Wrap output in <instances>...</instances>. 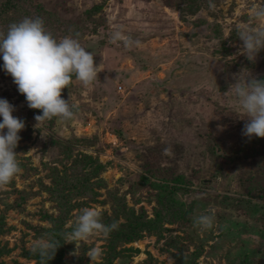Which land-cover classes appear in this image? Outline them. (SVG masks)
<instances>
[{
	"label": "rangeland",
	"instance_id": "obj_1",
	"mask_svg": "<svg viewBox=\"0 0 264 264\" xmlns=\"http://www.w3.org/2000/svg\"><path fill=\"white\" fill-rule=\"evenodd\" d=\"M254 5L264 0H0V32L39 16L103 69L63 90L74 119L38 128L42 111L0 55V99L25 122L22 172L0 188V264H40L30 249L49 232L64 264H91L97 246L100 264H264V138L242 135L247 119L228 92L237 77L264 79V50L249 61L236 35ZM117 27L140 46L111 44ZM84 208L119 227L75 255L59 234ZM210 213L213 229L194 226Z\"/></svg>",
	"mask_w": 264,
	"mask_h": 264
},
{
	"label": "clouds",
	"instance_id": "obj_2",
	"mask_svg": "<svg viewBox=\"0 0 264 264\" xmlns=\"http://www.w3.org/2000/svg\"><path fill=\"white\" fill-rule=\"evenodd\" d=\"M210 7H213L211 3ZM249 19L253 23L237 28L236 35L242 41V54L254 63L259 52L264 50V6H252ZM110 43L122 44L127 49L140 46L139 40H133L119 27L110 33ZM88 49L72 35L57 39L39 16L24 17L11 23L6 32H0L4 71L25 96L28 107L42 111L35 116L38 122L35 127L40 128L46 120L67 122L75 118L78 105L72 101L71 91L69 99L63 98V90H71L74 79L89 87L103 70L96 64L94 52ZM228 92L235 96L239 109L235 113L247 119L242 135L249 139L264 138V79L251 74L243 80L237 77ZM14 111V105L7 99H0V116L3 118L0 122V188L6 187L22 172L15 149L25 122L15 117ZM193 224L201 230H211L215 227V216L211 213L198 215L193 218ZM118 227L116 221L104 223L99 210L84 208L74 223L67 225L59 235L64 243H74L73 254L79 255L82 244L93 237L106 239ZM60 246L57 234L49 232L35 241L30 251L39 256L40 264H48ZM85 255L91 264H100L103 250L98 246L90 247Z\"/></svg>",
	"mask_w": 264,
	"mask_h": 264
},
{
	"label": "trees",
	"instance_id": "obj_3",
	"mask_svg": "<svg viewBox=\"0 0 264 264\" xmlns=\"http://www.w3.org/2000/svg\"><path fill=\"white\" fill-rule=\"evenodd\" d=\"M57 253V252H56ZM48 264H64L62 256H54L53 259L49 260Z\"/></svg>",
	"mask_w": 264,
	"mask_h": 264
}]
</instances>
